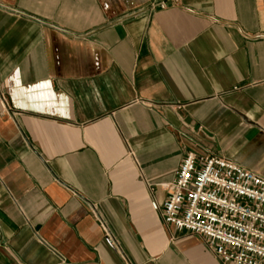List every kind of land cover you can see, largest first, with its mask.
<instances>
[{
	"label": "crops",
	"instance_id": "1",
	"mask_svg": "<svg viewBox=\"0 0 264 264\" xmlns=\"http://www.w3.org/2000/svg\"><path fill=\"white\" fill-rule=\"evenodd\" d=\"M187 153L264 179V0H0V264H221Z\"/></svg>",
	"mask_w": 264,
	"mask_h": 264
},
{
	"label": "built area",
	"instance_id": "2",
	"mask_svg": "<svg viewBox=\"0 0 264 264\" xmlns=\"http://www.w3.org/2000/svg\"><path fill=\"white\" fill-rule=\"evenodd\" d=\"M159 212L166 227L201 238L221 264L264 261V179L231 161L187 153Z\"/></svg>",
	"mask_w": 264,
	"mask_h": 264
}]
</instances>
